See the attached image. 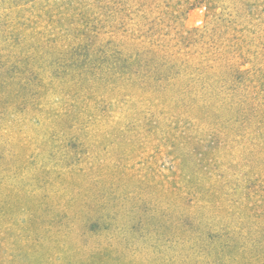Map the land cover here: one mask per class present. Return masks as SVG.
<instances>
[{"label": "rangeland", "instance_id": "obj_1", "mask_svg": "<svg viewBox=\"0 0 264 264\" xmlns=\"http://www.w3.org/2000/svg\"><path fill=\"white\" fill-rule=\"evenodd\" d=\"M0 264H264V0H0Z\"/></svg>", "mask_w": 264, "mask_h": 264}]
</instances>
